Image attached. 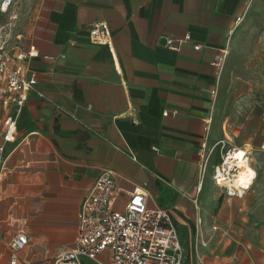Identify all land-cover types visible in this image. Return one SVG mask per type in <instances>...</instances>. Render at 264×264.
<instances>
[{
	"label": "crops",
	"instance_id": "0c3cea01",
	"mask_svg": "<svg viewBox=\"0 0 264 264\" xmlns=\"http://www.w3.org/2000/svg\"><path fill=\"white\" fill-rule=\"evenodd\" d=\"M251 2L18 0L9 47L39 51L30 67L42 97L29 94L16 140L6 143L2 263L23 222L29 243L18 264H50L72 247L81 201L109 169L122 200L141 188L149 206L171 210L191 264H264V222L238 226L236 217L223 216L221 199L212 207L204 180L196 189L201 142L226 140L227 132L234 138L244 125L221 116L219 61ZM95 21L107 22L113 54L89 41ZM185 35L192 42L178 43ZM14 109L0 106V141L2 119Z\"/></svg>",
	"mask_w": 264,
	"mask_h": 264
},
{
	"label": "built area",
	"instance_id": "2783aa9c",
	"mask_svg": "<svg viewBox=\"0 0 264 264\" xmlns=\"http://www.w3.org/2000/svg\"><path fill=\"white\" fill-rule=\"evenodd\" d=\"M17 2L0 0V106L4 109L15 108L14 112H8L2 119L0 180L8 172L7 160L11 151H7L6 143L16 140L17 120L22 107L32 91L42 97L36 89L37 74L30 67L31 61L40 55L39 51L34 45L19 51H12L9 47L13 22L17 18ZM241 20L242 17H238L236 23ZM88 39L93 44L107 45L112 54L115 52L105 21L90 24ZM174 41L165 38L166 45L173 46ZM179 42L192 41L190 36L185 35ZM193 47L197 49L200 45L194 44ZM42 58L50 56L42 55ZM210 121L209 117L206 123ZM239 148L224 139L201 142L197 151L200 159L197 191L202 188L208 160L218 149L219 162L212 165L213 182L223 187L228 196H242L246 190L231 188L230 181L238 178L243 167L239 163L241 159L253 168V157L246 149L243 158L236 157ZM121 191L114 173L109 169L101 170L77 212L74 245L58 250L50 264H191L171 210L158 205L149 206L148 194L141 188L128 192L126 200L120 198ZM25 225L26 222H23L9 241L6 263L1 262L0 254V264H18L19 252L29 243Z\"/></svg>",
	"mask_w": 264,
	"mask_h": 264
},
{
	"label": "rangeland",
	"instance_id": "374dc122",
	"mask_svg": "<svg viewBox=\"0 0 264 264\" xmlns=\"http://www.w3.org/2000/svg\"><path fill=\"white\" fill-rule=\"evenodd\" d=\"M219 62L218 94L221 116L222 118L230 116L238 124L244 123L236 137H230L229 132H227L229 137L224 136L231 145L248 150L253 157L256 177L242 196H228L225 189L214 185L208 176L209 172L210 175L212 174V165L219 162L218 149H216L206 166L203 191L213 196L212 207L218 199H221L223 216L236 217L238 226H242L245 222L263 223L264 0H252L242 20L231 33L227 47L221 51ZM182 242L185 246L188 245V239ZM193 262L201 264L197 258H193Z\"/></svg>",
	"mask_w": 264,
	"mask_h": 264
},
{
	"label": "bare ground",
	"instance_id": "6f19581e",
	"mask_svg": "<svg viewBox=\"0 0 264 264\" xmlns=\"http://www.w3.org/2000/svg\"><path fill=\"white\" fill-rule=\"evenodd\" d=\"M245 149L239 148V151L236 153V157L243 158L245 154ZM243 165L241 168L238 178L230 181L231 188H238L247 190L253 184L254 178L256 177L255 170L248 166L244 160L239 161Z\"/></svg>",
	"mask_w": 264,
	"mask_h": 264
},
{
	"label": "water",
	"instance_id": "95a60500",
	"mask_svg": "<svg viewBox=\"0 0 264 264\" xmlns=\"http://www.w3.org/2000/svg\"><path fill=\"white\" fill-rule=\"evenodd\" d=\"M164 39V38H163ZM162 41H164V40H162Z\"/></svg>",
	"mask_w": 264,
	"mask_h": 264
}]
</instances>
